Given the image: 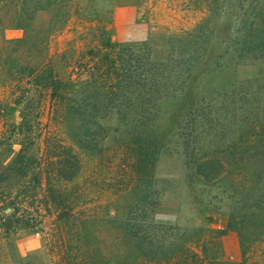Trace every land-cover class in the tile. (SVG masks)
<instances>
[{
  "label": "rangeland",
  "instance_id": "1",
  "mask_svg": "<svg viewBox=\"0 0 264 264\" xmlns=\"http://www.w3.org/2000/svg\"><path fill=\"white\" fill-rule=\"evenodd\" d=\"M62 1L42 3L33 32L48 37L51 64L74 83L67 97L78 115L103 119L88 143L45 103L42 123L79 162L74 179L55 183L66 235L3 240L0 264H264V0H170L156 16L142 3L144 27L133 32L110 26L113 0ZM20 7L0 0V18ZM61 15L65 25L49 32ZM23 36L0 29V58ZM109 66L123 76H95ZM202 155L224 167L225 181L193 175L189 161Z\"/></svg>",
  "mask_w": 264,
  "mask_h": 264
},
{
  "label": "trees",
  "instance_id": "2",
  "mask_svg": "<svg viewBox=\"0 0 264 264\" xmlns=\"http://www.w3.org/2000/svg\"><path fill=\"white\" fill-rule=\"evenodd\" d=\"M62 2L21 0L20 10L14 17L0 18V29L10 27L24 32L22 38L9 40L7 55L0 58V86L9 88L8 102L0 103V243L20 233L44 232L48 243L63 240L66 235L68 215L64 217L59 211L55 183L74 179L79 162L72 149L50 135L42 123L45 103H49L56 119L63 118L65 113L74 124L73 136L88 143L92 141V126H98V121L103 119L78 115L79 103L67 97L74 83L59 78L48 55V37L33 32L35 13L46 10L42 3L48 7ZM67 20V15L63 19L61 15V20L53 19L49 32L62 29ZM109 21L111 26V18ZM108 44L110 50L114 49L115 45L110 41ZM108 57L105 54V59ZM108 68L96 69L95 76L103 82L123 76L117 67ZM183 150H188L191 156L194 152L189 146ZM189 164L193 175L203 184L222 183L227 179L224 167L205 155L197 160L192 158ZM50 216L52 219L46 221ZM253 222L248 219L241 224ZM15 254L12 252L10 256Z\"/></svg>",
  "mask_w": 264,
  "mask_h": 264
},
{
  "label": "crops",
  "instance_id": "3",
  "mask_svg": "<svg viewBox=\"0 0 264 264\" xmlns=\"http://www.w3.org/2000/svg\"><path fill=\"white\" fill-rule=\"evenodd\" d=\"M142 3L149 5L148 15L156 16L158 13L166 14L168 12L170 0H113L110 12L112 29L133 32L139 27H144L139 19L141 14L139 6ZM148 21L152 20L148 18ZM127 36H134V33H129Z\"/></svg>",
  "mask_w": 264,
  "mask_h": 264
}]
</instances>
